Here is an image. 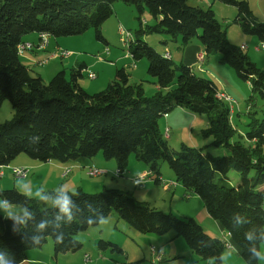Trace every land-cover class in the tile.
Masks as SVG:
<instances>
[{"label":"trees","instance_id":"1","mask_svg":"<svg viewBox=\"0 0 264 264\" xmlns=\"http://www.w3.org/2000/svg\"><path fill=\"white\" fill-rule=\"evenodd\" d=\"M117 1L134 5L140 13L147 8L156 21L141 25L129 44L134 60L147 59L148 73L159 85L154 94L147 95L143 83L132 82L125 67L117 69L105 89L90 93L79 82L83 64L71 68L69 77L65 70L58 71L46 83L22 63L18 45L29 33L60 37L94 28L97 38L106 42L101 26L113 14ZM217 1L235 5L236 22L243 31L264 41V23L257 20L248 0ZM143 33L169 35L183 47L198 38L207 55L219 53L220 61L249 81L252 91L264 100V70L241 46L229 42L211 6L204 9L190 5L188 0H0V104L8 100L13 107V117L0 122V167L11 165L22 154L42 162L65 163L102 152L106 159L117 160L122 174L135 153L149 166L155 182L161 183L160 161H165L186 193L204 200L208 214L222 224L245 259L247 253L241 247L246 244L244 232L264 225V118L249 112L250 121L240 133L232 121V106L218 97L216 83L160 53L142 39ZM176 106L208 115L209 125L200 134L213 137L210 145L225 148L224 155L210 149L212 146L182 144L176 150L168 144L159 122ZM236 135L239 138L233 140ZM233 171L240 175L236 184L230 182ZM77 192L74 199L80 207L73 209L77 218L62 229L63 241L57 242L49 228L40 243L32 244L29 237L36 225L42 219H53L57 209L39 199L26 198L16 188L0 189V199L28 207L35 215L26 230L13 232V221L0 214V247L13 255L16 264L24 262L30 250L41 248L49 238L55 257L77 252L83 243L76 235L100 224L89 223L87 218L102 214L106 219L116 212L141 233L163 235L174 231L205 261L226 248L224 240L209 235L193 217L161 211L130 191L107 188L88 193L79 188ZM46 193L55 195L54 191ZM236 214L249 223L236 225ZM98 246L123 252L119 244L108 240L100 239Z\"/></svg>","mask_w":264,"mask_h":264},{"label":"rangeland","instance_id":"2","mask_svg":"<svg viewBox=\"0 0 264 264\" xmlns=\"http://www.w3.org/2000/svg\"><path fill=\"white\" fill-rule=\"evenodd\" d=\"M248 1L257 20L264 23V0ZM188 3L194 6H200L204 9L211 6L215 12L216 18L222 24L223 29H225L229 42L237 46L245 43L249 50L248 52L244 51L259 68L264 70V47H261V44L264 41H261L256 35L248 34L243 31L241 26L236 22L238 9L235 5L224 4L217 0H188ZM149 16L151 15L147 8H145L143 13H140L134 5H129L122 1L114 3L113 14L101 26L103 36L110 42L108 48H112V57L121 54L125 56L124 63L126 66H129L131 62L134 63V59L129 53V44H126L125 40H122L120 29L124 28L125 31H131L133 36H135L136 31L141 28V25L146 27L147 23L151 25L154 22ZM141 37L160 53H163L165 48V44L161 43V40L167 38L168 44L170 45L169 48L174 55L173 60L179 63L180 57L177 55L179 53V49L177 48V45L180 43L179 40H176L169 35L155 33H143L141 34ZM35 38L36 35L34 32L29 33L24 36V41ZM56 38L62 40L61 49H67L70 54L73 52L76 56V53L83 50L92 57L100 58L98 62V68L101 70L100 78L96 80L85 76L82 79L80 78L81 82L85 81L89 84H100L104 81L106 76L111 74L112 67L109 66L108 63L111 59L114 61V58L105 57V55H103L106 43L97 38L96 30L94 28H90L80 35L60 37L50 36L49 40L51 39V48L45 56H42L39 59L30 58V49L20 52L22 63L28 65L29 68L33 67L34 69L41 71L46 83H48L59 70L64 68L68 70L69 77L71 67L74 65H70L71 61L68 58L69 56L61 57L57 52L58 49L56 51L54 50ZM193 42L200 43L198 38H194L191 43ZM257 46H259V49H257ZM105 50L107 52L106 48ZM129 56L131 58H128ZM143 60L148 63L146 58H143ZM204 60L205 61H200L198 59V63L194 66V71L198 76L215 82L216 85L219 86L220 91H224L233 99V102L230 103L232 106V121L240 133L245 131V125L250 121L249 112H255V115L258 118H264V100L252 91L249 81L240 78L231 66L221 62L219 53L213 52L208 55L206 53ZM148 65L149 64H147V69L145 68V75H147V78H145L144 81L138 80L139 82H143V87L146 88L147 86H152L149 81L154 80V78L148 73ZM120 66H123L121 62ZM126 68H128L129 71H132V67ZM135 75L140 79H143L144 70H142V68L138 71L136 70ZM106 86L107 84L97 91L105 89ZM186 110L189 109L182 106L174 107L168 113L171 114V118L167 124L164 116L160 118L159 123L164 135L167 128L165 126L168 125L170 128L168 132L169 138H167L168 144L176 150H180L182 144L196 148L212 146L210 143L213 137L209 136L204 138L200 134L201 130L209 125L208 115L205 113L195 114L192 111H187L192 112V115H189L186 113ZM12 117V104L10 101L5 100L0 104V122H5ZM238 138L239 136L236 135L233 140ZM210 149L218 150L220 155H224L223 152L226 151L223 147L216 148L212 146ZM20 156L30 158L24 154ZM20 156L16 159L17 161L15 160L9 165L10 169L17 167L12 165L20 163ZM83 159L90 161L93 160L91 166L86 167V169L83 168V172L85 173L83 175L85 179L84 184L87 183V186L83 191L97 193L107 188L130 191L138 200L146 201L150 206L161 211L173 213L181 218L193 217L200 224H208V218L206 217H209V215L204 200L197 194H187L182 184L175 183V173L169 167L167 162L160 161V170L163 175L165 174L164 183H156L153 176L152 178L148 177L142 181L137 180V177L142 174V172L140 174V170L146 169L149 166L143 161H139L136 158L135 153L131 154L130 164L122 174H118L117 160L115 158L106 159L102 152L98 153L93 158ZM110 161H113L115 166L111 168L108 167ZM91 167H98L103 173L90 175L88 170ZM103 167H106L107 169ZM28 175L29 176L25 178L13 177V183L17 181L23 189V191L18 189L21 193L30 191V172ZM70 176H72V173ZM229 176L232 184H236L240 179V175L236 171L231 172ZM234 177H237V180ZM171 179L175 185H167ZM12 187H14V185L11 186V188ZM12 206L15 207V209L20 208L14 205ZM0 214L4 215V209L1 210ZM111 216L112 217H108V219L106 218L103 223L104 232L100 236L101 238L99 237L96 240L94 238L95 235H89L90 232L100 230L101 227H99V225L91 227L90 230L92 231H83L76 235V239L83 243L82 248L77 252H68L66 254L61 253L58 254L57 259H55L54 246L51 238L48 239L50 240L49 243L47 241L41 248L34 249L45 251V254L49 256L46 264H141V259L144 257L148 261L151 259V263L153 264L151 246L154 245L163 252L160 264H207V261L201 259V257L192 251L184 237L175 236L174 231H170L163 235L141 233L133 229L126 221L119 218L116 212H113ZM225 234L221 233L222 237L220 239L228 240L233 244V247H236L227 231ZM171 236L174 238H171ZM100 239L119 244L124 251H112L111 249L101 250L98 246V241ZM42 248L44 249L42 250ZM227 249L230 248L226 247L225 250ZM86 256H89L91 260L86 261ZM243 260L244 259L241 255L235 256L232 260V264H243Z\"/></svg>","mask_w":264,"mask_h":264},{"label":"crops","instance_id":"3","mask_svg":"<svg viewBox=\"0 0 264 264\" xmlns=\"http://www.w3.org/2000/svg\"><path fill=\"white\" fill-rule=\"evenodd\" d=\"M149 17H150V19L154 20L152 16H149ZM155 22L156 21L154 20V22L151 25H153ZM147 24H149V23H147ZM35 35H36L35 39L26 40L24 42H30V43L34 44V47L32 49H30V58L39 59L40 57L45 56V54H47V52L51 48V44H50L51 39L49 40V43L47 44L46 47L39 48V47H37V45L40 41V34L35 33ZM49 38H50V36H49ZM106 42H105L106 47H104L103 55H105V57H112V53H113L112 48L111 49L108 48V45L110 44V42L107 40H106ZM161 43L165 44L163 54H166L168 52L170 57L173 59L174 55L172 54V51L169 48L170 45L168 44V39L163 38L161 40ZM61 44H62V40L56 38L54 50L56 51L58 49L57 50L58 53L60 52V50H62ZM242 45L246 46L245 51L248 52L249 48L247 47V45L245 43H242L240 46H242ZM177 46H178L177 48L179 49V53L177 54L180 57L179 62H183V63L189 65L190 67H192L193 69H194V66L198 63L197 54H199V53L203 54L204 58L206 56V51L200 43L193 42V43L188 44L185 47L181 46V44L179 43ZM105 48L109 49V51L106 52ZM257 49H259V46H257ZM64 50H67V49H64ZM76 54L77 55L75 56V53L72 52V54H70L69 57L68 56L67 57L71 61L70 65L72 66L74 64L71 68H77L81 64L84 65V68L82 71L83 76L81 77V79L84 78L85 76H88L89 71L95 72L97 74V77L95 79L96 80L99 79L100 75H101V70L98 68V62H99L100 58L92 57L88 53H86V51H83V50L80 51L79 53H76ZM124 57L125 56L121 55V54H117V56L112 57V58H114V61H112V59H111L110 62L108 63V65L112 67L111 74L106 76L104 81H102V83H100V84H94V83L89 84V83H86L85 81L81 82L80 81L81 79L79 78V82H80L81 86L90 93L96 92L97 90L103 88L106 84H108L112 79L115 78L116 71L118 68L126 66L124 63L125 62ZM128 58H131V57L129 56ZM107 60H109V59H107ZM133 61H134V63L131 62L129 64V66H126V67H132V71H129L128 68L125 67L127 72L130 74V80L132 82H136V83H139V81H144L145 78H147V75H145V68L147 69L148 63H146L143 59H141L139 61H136V60H133ZM120 62L123 66H120ZM32 68L33 67H30V69H32ZM141 68H142V70H144V76L142 77L143 79H140L139 77H137L135 75V71L136 70L138 71ZM63 70L68 72V70L66 68H64ZM202 70H203V68H202ZM32 73L33 74H39L42 76L41 71H39L38 69L33 68ZM136 73H138V72H136ZM91 81H95V80H91ZM149 82L151 83L152 86H147V88L144 87L145 93L147 95H151L152 93L154 94L157 90H159V85L156 84L154 80H150ZM141 83H143V82H141ZM218 89H219V86H218ZM219 92H224V91H220V89H219ZM187 111H190V110H186V113L189 115H192L191 114L192 112H187ZM164 117L166 118V124H167L171 118V114H165ZM165 127H169V126L166 125ZM166 138H169V136ZM214 151L216 153H218V150H214ZM20 157H21L20 163H16L15 165H12V166H17V167L25 166V167L30 169V191H33V192H35L36 190H41L44 192L53 191L54 189H56L57 187H59L61 185H63L65 189H69V190H71V189L78 190L79 188L82 190H85L87 183L84 184L85 179H84L83 175L85 173L83 172V168L86 169V167L91 166L92 161H93V160L90 161V160H85V159H78V160H74V161L72 160V161L65 162V163L57 161V160H49V161L42 162V161H38V160H35L32 158H27V157H23V156H20ZM133 161H135V160H133ZM109 163L110 164L108 167L111 168V167L115 166L113 161H110ZM129 164H130V161H129ZM66 167H71V169L72 168L73 169L71 170L70 173L67 174L66 177H64L63 171ZM103 168L107 169L106 167H103ZM148 169H149V167L146 169H141L140 174H141V172L144 173ZM71 173H72V176H70ZM14 176L15 175H13V171H12V169H10L9 166L0 167V189H5L7 187L11 188V186L14 185V187H12V188H16V189L23 191V189L20 187V185L18 184L17 181L15 183H13V180H14L13 177ZM161 177H162V183H164L165 174L163 175V173H162ZM149 178H152V177H149ZM170 182H173L172 179ZM175 183H177V180H175ZM14 206L22 208L21 206H18V205H14ZM13 208H15V207H13ZM1 210H2V208H0V213H1ZM109 217H112V216L110 215ZM206 218H208L207 219L208 224L203 225L201 223L204 230L209 235H211L213 237L221 238L222 237L221 233H223V234L226 233V230L224 229L222 224L219 221L212 218L210 215H209V217H206ZM103 226H104V224L100 223L99 224V227H101L100 230H95L94 232H90L89 235H92V236L95 235L94 238L97 240L104 232ZM90 229L91 228H89L88 230L92 231ZM88 230H86V231H88ZM171 238H174V237L171 236ZM49 241L50 240H48V243H49ZM43 249L44 248H42V250ZM123 251H124V249H123ZM172 252H176V251H172ZM48 257L49 256L47 254H45L44 250L38 251V250L32 249L28 253V258L20 264H46L48 262ZM55 259H57V257ZM141 260H142L141 264H152L151 259H149V261H148L144 257Z\"/></svg>","mask_w":264,"mask_h":264},{"label":"clouds","instance_id":"4","mask_svg":"<svg viewBox=\"0 0 264 264\" xmlns=\"http://www.w3.org/2000/svg\"><path fill=\"white\" fill-rule=\"evenodd\" d=\"M53 191L55 195L41 190H36L35 192L26 191L23 193L28 199H39L57 209L53 219H42L36 225L35 230L29 237L32 244L40 243L42 238L49 234V228L52 229V234L55 235L57 242H62L64 238L62 229L67 225H71L77 218L73 209L80 207L74 199L79 193L75 189H65L63 185ZM90 207L91 205H88V208ZM0 208L4 209L5 218L13 221V232H23L27 229L29 222L35 219L34 213L28 207L15 209L7 199H0ZM234 219L235 224L238 226L249 223V220L240 214H236ZM87 220L89 223L94 221H98L99 223L105 222L102 214L89 216ZM243 237L246 244L241 245V247L247 253L243 264H264V225H260L259 230L256 227L248 228L244 232ZM240 254V247H232L217 255L209 256L207 258V264H232L233 258ZM0 264H16L13 255L2 247H0Z\"/></svg>","mask_w":264,"mask_h":264},{"label":"built area","instance_id":"5","mask_svg":"<svg viewBox=\"0 0 264 264\" xmlns=\"http://www.w3.org/2000/svg\"><path fill=\"white\" fill-rule=\"evenodd\" d=\"M120 33L122 35V40H125L126 44H130L131 42L134 41V36L132 34L131 31H125L124 28H121L120 29ZM49 34L47 33H41L40 34V41L37 45V47L39 48H43V44H48L49 43ZM34 47V44L33 43H30V42H21L19 43L18 45V50H19V53L20 52H24V50L26 49H32ZM246 46L245 45H242V49L245 50ZM107 52H108V49H107ZM168 53V52H167ZM60 56L62 57H67L69 56L70 52H68L67 50H60L59 52ZM169 54V53H168ZM197 58L200 60V61H204V55L199 53L197 54ZM88 76L89 78L91 79H95L97 77V74L93 71H89L88 72ZM219 98L220 99H223V100H226L228 102H233V99H227L225 96H224V93H219ZM170 129V128H169ZM12 171H13V174L16 176V177H21V178H25L28 176L30 170L29 168L25 167V166H19V167H14L12 168ZM71 171V167H66L63 171V176L66 177V173H70ZM89 174H101L103 173V171L100 169V168H97V167H91L89 168L88 170ZM119 174V172H118ZM153 175V173L150 171V169H148L147 171H145L144 173H142L139 177H137V180L138 181H142L144 179H147L148 177H151ZM167 185H175L174 182H169L167 183ZM226 243L228 244V247L231 249L233 247V244L226 240ZM151 252L153 254V258H152V262L153 264H160L161 262V258L163 256V252H161L160 249H158L156 246L152 245L151 246ZM91 260L89 258V256H87L86 258V261H89Z\"/></svg>","mask_w":264,"mask_h":264},{"label":"bare ground","instance_id":"6","mask_svg":"<svg viewBox=\"0 0 264 264\" xmlns=\"http://www.w3.org/2000/svg\"><path fill=\"white\" fill-rule=\"evenodd\" d=\"M47 46V44H43V47H46ZM261 47L263 48L264 47V42L261 44ZM241 48H242V46H241ZM165 56L166 57H170V55L168 54V53H166L165 54ZM219 93H221V92H218V97H219ZM222 93H224V92H222ZM224 96L227 98V99H232L229 95H227L226 93H224ZM168 132H169V127H167L166 128V133H165V136L166 137H168ZM151 171V170H150ZM152 172V171H151ZM67 174V173H66ZM91 175H98V174H91ZM224 242H225V245H226V247H228V244L226 243V240H224ZM229 248V247H228ZM86 258H87V256H86Z\"/></svg>","mask_w":264,"mask_h":264}]
</instances>
